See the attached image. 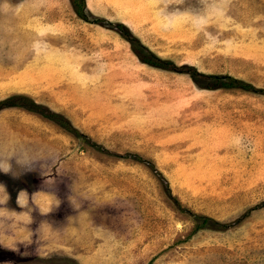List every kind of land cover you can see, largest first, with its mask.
I'll list each match as a JSON object with an SVG mask.
<instances>
[{
	"label": "rangeland",
	"instance_id": "rangeland-1",
	"mask_svg": "<svg viewBox=\"0 0 264 264\" xmlns=\"http://www.w3.org/2000/svg\"><path fill=\"white\" fill-rule=\"evenodd\" d=\"M85 3L161 57L264 87V0ZM13 93L74 131L0 110V264H264V93L142 62L70 0H0ZM191 211L227 226L192 232Z\"/></svg>",
	"mask_w": 264,
	"mask_h": 264
},
{
	"label": "trees",
	"instance_id": "trees-1",
	"mask_svg": "<svg viewBox=\"0 0 264 264\" xmlns=\"http://www.w3.org/2000/svg\"><path fill=\"white\" fill-rule=\"evenodd\" d=\"M74 11L78 16L86 21L97 22L102 25L116 29L125 39L130 43V46L136 56L142 61L149 65L170 69L177 72H186L190 75L192 80H194L201 87L216 88V87H238L245 90H251L256 92L264 93V87L256 86L252 82L245 80L241 77L229 74V73H213V72H203L198 70L194 65L188 63L176 64L173 60L165 57H161L153 50H151L145 43H143L136 35H134L131 30L121 21H113L104 16H95L90 18L91 12L87 9L85 0H70ZM19 106L25 109L38 112L45 117H48L61 126L65 127L70 131H74L71 123L63 114L55 111L45 104L36 101L31 96L24 93H13L6 97L0 99V110L7 107ZM85 137L84 134H80ZM87 137V136H86ZM85 141L89 144H94L100 147V144L96 142H91L87 137ZM257 205L251 206L255 208ZM191 218L194 222L192 232H195L204 227H210L214 224V227H225L227 222H223L214 219L210 215L200 214L195 211H191Z\"/></svg>",
	"mask_w": 264,
	"mask_h": 264
}]
</instances>
